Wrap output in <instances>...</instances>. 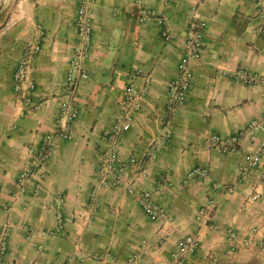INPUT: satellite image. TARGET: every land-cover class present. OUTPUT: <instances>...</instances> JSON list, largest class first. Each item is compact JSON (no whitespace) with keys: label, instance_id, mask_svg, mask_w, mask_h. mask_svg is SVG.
<instances>
[{"label":"crops","instance_id":"crops-1","mask_svg":"<svg viewBox=\"0 0 264 264\" xmlns=\"http://www.w3.org/2000/svg\"><path fill=\"white\" fill-rule=\"evenodd\" d=\"M78 1L19 0L2 25L9 29L17 11L26 19L27 38L42 35V50L28 72L36 83L33 105L24 104L13 84L10 102L0 107V232L8 245L3 264H175L177 241L188 234H197L200 246L182 264H264V130L227 150L211 141L213 134L229 137L264 119L258 0H91L92 38L84 62L89 75L77 81L70 100L79 112L70 124L73 136L57 138L27 192L16 194L19 174L33 163L30 148L61 127ZM145 8L153 16L141 22ZM160 15L174 35L170 41L162 37ZM193 21L207 23L203 51L190 62L194 78L186 102L170 118L171 139L150 160ZM14 47L6 44L4 61ZM130 85L138 107L119 137L117 161L127 166L117 184L101 185L102 153L111 128L122 123ZM248 154L258 163L242 173ZM131 155L141 164L128 165ZM197 166L210 170L208 181L188 177ZM130 185L136 193L128 192ZM144 190L171 219L145 214L139 202ZM210 198L216 203L211 221L220 229L197 218ZM226 228L237 235L236 249Z\"/></svg>","mask_w":264,"mask_h":264},{"label":"built area","instance_id":"built-area-1","mask_svg":"<svg viewBox=\"0 0 264 264\" xmlns=\"http://www.w3.org/2000/svg\"><path fill=\"white\" fill-rule=\"evenodd\" d=\"M164 4H168L169 0H161ZM91 0H79L76 12V29H77V40L72 50V58L70 66L66 76V88L68 99L60 101V115L59 119L61 122L60 130L56 134H47L44 137L43 143L40 147L32 146L29 150L33 156V163L26 165L18 177V189L16 194L26 193L28 190V183L37 171L44 168L51 148L56 145L57 138L71 139L73 132L71 131V122L78 116V110L70 108V100L75 93L77 81L79 79L88 78V73L84 68V62L87 59L88 52L90 50L91 38H92V26L88 16V9ZM257 14L264 19V0L257 1ZM153 16V12L148 9H143L141 13V22L149 20ZM159 25L162 26L161 34L164 40L170 41L174 35L166 26V19L160 15L157 17ZM207 27L205 21H193L191 23V29L186 39V48L184 54L178 64V75L170 82L171 95L167 104V119L163 126V131L159 138L151 146L150 151L153 153L150 155V160H155V153L164 148L169 143L172 136V129L170 127V118L173 112L182 106L188 97V92L192 86L194 73L190 67L191 60L199 59L201 57L204 47V30ZM257 33L264 35V23H260L256 27ZM42 50V35L41 31L31 41L26 44L24 53L18 60L14 74V91L23 100L26 106L33 105V91L36 88V83L29 79L28 72L33 59L36 54ZM36 107H39L37 105ZM138 107L136 102V94L133 86L130 85L126 89V95L123 102V114L122 123H117L111 128L108 141L109 147L102 153V160L99 166L100 180L99 184H117L125 170L127 164H119L118 161V146L120 143L119 137L122 131L129 129L131 111ZM264 130V119L252 120L246 128L240 132L229 136L223 137L219 134H213L211 141L219 150H227L228 148L235 147L245 137H255L256 131ZM245 163L241 165V172L245 173L248 170L254 168L258 163V158L253 155L245 156ZM141 164L135 155H131L129 158L128 165ZM38 167V168H37ZM37 168V169H36ZM35 169L37 170L35 172ZM145 169H142L139 175L143 174ZM189 178H198L203 181L210 179V170L206 167L197 166L192 169L189 174ZM130 194L136 193V188L133 185L128 187ZM260 194L257 193L252 199H257ZM139 202L145 212V214L152 220L159 219H171L168 212L156 204L152 199V192L148 190L141 191L139 194ZM215 200L210 198L207 204L202 206L199 210L197 218L199 220L210 221L207 225L211 229H220L221 226L218 223L211 221V213L215 207ZM61 225H59V228ZM59 230V229H58ZM58 230L51 233H56ZM228 235V239L232 244L233 248L239 246V241L235 231L230 228L225 229ZM250 240H244L242 244H249ZM200 239L197 234H188L178 239L177 241V252L174 254L175 264H182L187 254L194 253L199 249ZM261 246L264 247V242H261ZM8 251L7 238L5 232H0V264L4 263V258ZM132 263V260L129 264Z\"/></svg>","mask_w":264,"mask_h":264},{"label":"rangeland","instance_id":"rangeland-1","mask_svg":"<svg viewBox=\"0 0 264 264\" xmlns=\"http://www.w3.org/2000/svg\"><path fill=\"white\" fill-rule=\"evenodd\" d=\"M19 5V0H0V107L4 108L8 102H10L11 95L13 91V74L15 70V64L21 58L24 53L26 44L31 41L32 38H27V33L25 31L26 19L24 16H20L19 12H15L17 16L10 23V28L2 29V25L5 20V16L8 8L13 6V4ZM15 42V47L11 50L10 61H4L2 57L6 56V44L8 42ZM3 44V45H2ZM3 111V109H1ZM2 114V112H1ZM6 114V113H5Z\"/></svg>","mask_w":264,"mask_h":264}]
</instances>
